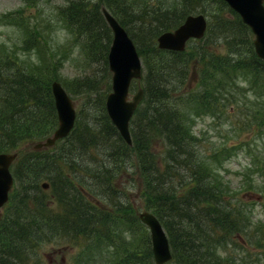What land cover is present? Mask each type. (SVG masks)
Instances as JSON below:
<instances>
[{
	"label": "trees",
	"instance_id": "16d2710c",
	"mask_svg": "<svg viewBox=\"0 0 264 264\" xmlns=\"http://www.w3.org/2000/svg\"><path fill=\"white\" fill-rule=\"evenodd\" d=\"M70 3L61 8L64 21L83 34L96 60L100 31L107 37L110 33L101 6L125 27L146 67L144 78L139 79L143 80L141 101L145 102L140 107V101L129 123L131 145L124 141L101 102L99 117L81 112L80 120L76 114L74 128L55 142L61 141L57 151L33 149L24 152L23 157L16 156L11 171L19 189L14 195L10 192L11 199L4 204L0 219V264H40L35 252L48 240L44 239L46 226L64 224L53 221L43 209L46 202L39 183L43 178L50 179L57 197L66 204L71 205L74 199L80 203L67 213L78 234L86 240L104 238L107 244L118 243L110 234L107 214L86 215L81 209L84 203L70 197L75 187L73 179H69V173L64 175L59 165L63 162L69 169H78L74 161L84 157H89L84 163L90 172L81 174L80 181L99 189L114 205H118L114 190L117 172L127 174L128 165L134 164L130 159L137 162L132 169L139 171L137 194L166 231L172 253L167 264H264V224L254 220L253 200L244 197L250 191H264V183L256 180L264 174L258 163L264 157V59L254 50L250 27L225 0H97L92 6L84 0ZM197 12L209 20L202 37L189 39L194 44L184 50L157 46L160 32L176 27L187 14ZM19 15L4 14L0 23L18 24L14 16ZM36 26H24L28 41L34 43L41 40ZM5 51L6 55L0 50V151L16 148L22 141L40 140L52 133L58 122L51 90V82L57 78L53 71L58 67L44 61L28 71L19 68L10 51ZM41 60L47 58L42 55ZM86 81L78 79L72 85L64 81V86L74 93L92 89ZM184 85L190 86L189 90ZM227 104H231L230 109L235 105L244 108L238 109L242 113L239 131L245 125L254 127L256 138L260 137L257 152L245 147L252 165L237 172L247 177L238 186L226 176L228 168L224 164L231 150L250 144L222 145L207 152L202 146L204 138L193 127L195 116L210 114L219 119L231 113ZM158 140L162 147L156 154L152 149ZM95 161L100 162L89 168ZM51 168L56 175L47 173ZM30 192L35 195L30 196ZM258 194L253 192L257 199ZM123 216L117 217L123 221ZM92 222L94 227L89 229L87 224ZM103 224L106 229L94 236L92 233L98 234ZM124 244L122 252L126 254L121 255L120 263L139 264L136 257L141 252L127 249L126 241ZM115 246L119 251L120 246ZM144 257L146 262L142 264H151L152 252L147 245Z\"/></svg>",
	"mask_w": 264,
	"mask_h": 264
},
{
	"label": "rangeland",
	"instance_id": "374dc122",
	"mask_svg": "<svg viewBox=\"0 0 264 264\" xmlns=\"http://www.w3.org/2000/svg\"><path fill=\"white\" fill-rule=\"evenodd\" d=\"M71 1L74 0H0V16L8 13H11L12 15L20 14L19 16H14V21L18 24H5L3 21L0 23V50H3L5 55V49L9 50L12 57L17 60V63L15 64H18L19 68H24L25 70L35 67L34 65H40L44 61L49 62L50 66H52V64L57 66L58 70L56 69L57 71H53V73L57 75L56 80H62V82H60L63 86L65 85L64 81H68L70 82H67L68 85H72L78 79L87 80V85L92 89L86 91L82 90L74 93L64 86L72 98L76 114H79L81 120V112L82 114L85 112L89 113L88 117H99V105L101 106V102H104L105 105L106 95L111 90L112 71L108 67L107 52L109 48L108 44L111 42L112 33L110 30L107 37L103 31H100L101 37L99 38V48L95 49L98 59L96 60L89 45H86L83 34L79 33L74 25H70L64 21L66 16L61 12V8L69 6ZM84 1H88V5L90 6H92L94 2H97V0ZM206 17L209 20L207 15ZM30 24H36L37 26L35 27V30H40L41 40L36 43L28 41L27 32L24 31V26H30ZM194 43L193 40H189L186 43V47ZM106 44L108 45L107 49L105 47ZM221 48H223L222 45ZM42 55H44L47 60H41ZM145 68L146 67L143 64L142 78H144L146 74ZM141 81L136 79L132 81L130 85V94L137 89L138 85H142L143 80ZM188 87L190 86L184 85L185 90H187ZM191 87H194V83ZM144 102L145 100L141 101V103L139 102V106L142 107ZM230 106L231 104H227L226 109L231 113L226 115L224 113L219 119L210 116V114L198 117L195 116L193 127L197 133H200L199 136L204 138V145L202 146L207 152H211L215 147L222 145L228 147L232 145V147H234L239 146L240 142L250 144H244L245 146L241 148H234V150H237L236 152L231 150L232 155L226 161V164H224L228 168V172L225 173L226 176L232 179V185L238 186L240 182L247 180V177L245 174L238 176L237 172L252 165L251 156L245 150V147H248L251 152H257L260 149V146L257 144L260 137L256 138L257 129L254 127L245 128V125L243 127L244 129L239 131V119L242 117V113L238 109L244 111V108H237L235 105V108L230 109ZM134 112L131 118H133ZM50 133L51 132L48 134ZM157 138L158 136H156L155 139ZM35 141H22L16 148L9 151H15L17 153L16 156L23 157L24 152L34 149L33 144ZM158 141L159 143H156L153 146L155 149H152L156 154L162 147L160 143L161 140ZM60 142L61 141L59 140L55 146L51 145L40 149L45 153H53L57 151ZM255 145H257V147ZM262 154H264V152H262ZM262 154L260 156H263ZM88 158L89 157H84L80 161H74L78 169L74 167H70L69 169L63 162L62 165H59V169H61V172L64 175H68L67 173H69V179H73L72 182L75 187L73 186L71 188L70 197L79 198L78 200H81L84 203L85 206H81V209L84 210L86 215L92 212L96 216L107 214L111 233L108 232L111 236L116 237L118 243L114 242L112 245L107 244L104 238L98 240L95 239L94 241L91 239L86 240L84 235L78 234L74 222L71 221V218L68 217L67 213H70L71 208H75L80 205V203L74 199L73 202H71V205L66 204V201L57 197L56 191L50 184V179L43 178L39 183H48L47 187L41 185L40 190L41 193L44 192L42 194L45 196L44 199L46 202V207H43V209L48 215L52 216L51 218H54L53 221L57 219V222L61 221L64 222V224H60L59 227H55L54 224L46 226L44 239L48 237V240L43 241L40 246L36 248L35 252V254L37 253L36 255H38L39 263L122 264L120 263V257L121 255L126 254L125 251L122 252L125 248V241L127 242V249H130L135 253L141 252V255L136 257L138 263H145V249L146 245L149 249L151 248V237L149 227L139 219L137 215L138 211L146 209L142 205L141 196L137 194V184L140 180L138 178L139 171L132 170L137 165V162L134 159H130V161L136 165L129 164L127 174H124V171L117 172L119 174L114 179L116 183L114 190L117 189V199L115 198V200H117L118 205H114L107 200V197L102 194L99 189H96L93 185H86L80 181V179H82L80 177L81 174L90 172L88 164L84 163V160H88ZM263 158L264 157H261V160L258 163L260 166H263H261V170L264 172ZM107 161L112 160H106V162ZM99 162L100 161H95L94 163H91L89 168L96 166V163ZM253 166L255 165L253 164ZM246 172H248V170ZM47 173L54 176L56 175V170L51 168ZM87 180L91 181L89 178H87ZM256 180L261 184L264 183V174L258 176ZM18 189L19 186L15 182L11 190L12 192L10 191L11 194L14 195ZM253 192L259 193L258 199L253 195ZM29 195L33 197L35 193L30 192ZM248 196L253 200L250 201V203L254 205V220L263 222L264 224V191H250L244 197L247 198ZM10 199L11 195L9 196V200ZM4 211L5 207L2 205L0 207V219L2 218ZM117 216H123V221ZM112 218L115 219L110 220ZM90 226L94 227V222L87 224L89 229ZM88 228H86V230H89ZM99 228L100 232L98 234L96 232L92 233L96 234L94 236H99V234L106 229V226H103V229L102 227ZM70 230L72 232H70ZM108 232H105V234H108ZM98 243L101 244L97 248L96 245H98ZM129 244H131V247H129ZM115 245L120 246L119 251L116 249ZM252 258L255 257L252 255ZM32 260L34 262V259ZM151 260V264H156L153 253ZM167 262L163 264H167ZM262 262H264V257L262 258Z\"/></svg>",
	"mask_w": 264,
	"mask_h": 264
},
{
	"label": "water",
	"instance_id": "95a60500",
	"mask_svg": "<svg viewBox=\"0 0 264 264\" xmlns=\"http://www.w3.org/2000/svg\"><path fill=\"white\" fill-rule=\"evenodd\" d=\"M240 15L253 32V44L256 54L264 59V0H225ZM112 37L107 52L108 67L112 71L111 90L106 95L105 107L112 123L121 136L131 142L129 122L139 101L143 88L138 86L130 94V83L142 76V60L136 44L116 17L105 7H101ZM207 27L206 16L202 12L189 13L173 29L164 30L156 40L159 48L183 50L189 38H200ZM51 90L57 113V126L52 133L34 142L33 147L40 149L51 146L58 138L66 136L74 125L76 109L72 98L59 80L51 82ZM17 153L0 151V206L9 198L13 183L10 165ZM47 187V182H42ZM139 218L149 227L152 253L156 264H163L171 258L167 234L158 217L149 210L138 211Z\"/></svg>",
	"mask_w": 264,
	"mask_h": 264
},
{
	"label": "bare ground",
	"instance_id": "6f19581e",
	"mask_svg": "<svg viewBox=\"0 0 264 264\" xmlns=\"http://www.w3.org/2000/svg\"><path fill=\"white\" fill-rule=\"evenodd\" d=\"M228 4V3H227ZM228 6L230 7V8H232L229 4H228ZM238 15H239V13L234 9V8H232ZM111 13V12H110ZM239 17H240V15H239ZM241 18V17H240ZM65 19V18H64ZM117 19V18H116ZM118 20V19H117ZM108 24V23H107ZM121 24V23H120ZM71 25V24H70ZM122 25V24H121ZM123 26V25H122ZM124 27V26H123ZM125 28V27H124ZM127 31V30H126ZM252 32V31H251ZM128 33V32H127ZM253 33V32H252ZM129 34V33H128ZM130 36V35H129ZM157 41V40H156ZM158 46V45H157ZM130 89H131V87H130ZM133 92V91H132ZM142 99V98H141ZM140 102V101H139ZM139 104V103H138ZM75 122H76V117H75V121H74V125H73V127L71 128V130L74 128V126H75ZM119 132V131H118ZM51 134V133H50ZM50 134H48V135H50ZM48 135H46V136H48ZM121 135V134H120ZM45 136V137H46ZM130 136H131V133H130ZM123 138V137H122ZM124 139V138H123ZM124 141L128 144V145H131L132 144V138H131V142L129 143V142H127L125 139H124ZM32 147V146H31ZM13 178H14V176H13ZM14 183H15V179L13 180V183H12V186H11V189H10V191L12 190V188H13V185H14ZM105 186H106V184H105ZM105 190V189H104ZM116 191H117V189H116ZM79 192V191H78ZM116 195V194H115ZM115 197V196H114ZM117 204V203H116ZM117 210V209H116ZM147 210V209H146ZM150 211V210H149ZM139 217V216H138ZM140 219V218H139ZM159 219V218H158ZM105 224H103L102 225V229H103V226H104ZM163 226V225H162ZM166 232V231H165ZM255 234V233H254ZM256 236V235H255ZM169 241V240H168ZM170 245V244H169ZM151 249V252H152V247L150 248ZM171 250V249H170ZM37 254V253H36ZM172 254V253H171ZM38 256V255H37ZM236 256H238V254L236 255ZM240 256V255H239ZM238 256V257H239ZM172 257V256H171ZM171 259H168V261H170ZM253 261H255V260H253Z\"/></svg>",
	"mask_w": 264,
	"mask_h": 264
}]
</instances>
